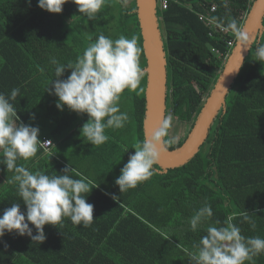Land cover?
Wrapping results in <instances>:
<instances>
[{
    "label": "trees",
    "instance_id": "1",
    "mask_svg": "<svg viewBox=\"0 0 264 264\" xmlns=\"http://www.w3.org/2000/svg\"><path fill=\"white\" fill-rule=\"evenodd\" d=\"M253 1L168 0L165 10L157 7L166 59L165 114L189 126L180 141L165 144L169 150L186 139L231 52L226 41L233 38L232 32L210 37L197 13L206 15L214 7L210 18L225 24L235 19L242 26ZM37 4L38 0L30 4L0 0V93L7 96L19 88L12 101L19 122L38 127L40 142H52L17 164L50 176L69 166L73 178H79L75 176L79 172L96 182L98 187L86 197L94 206V220L89 227L73 225L68 218L56 226L45 225L42 243L6 233L0 238V264H191L189 252L206 234L207 224L193 231L188 221L205 202L211 205L213 222L223 224L231 217L242 235L264 238V64L255 61L256 45L225 99V112L218 113L198 153L165 172L154 165L151 179L120 194L115 180L144 141L146 74L137 90L122 94L121 110L128 112L129 122L121 129H107L108 141L93 146L80 134L87 114L66 107L58 110L57 98L49 94L50 82L56 79L50 58L61 64L74 62L90 42L89 35L102 33L113 39L124 35L137 38L144 70L135 2L106 0L91 20L71 2L60 14ZM259 43L264 44V32ZM70 72L66 70L60 79ZM13 175L0 164V215L12 203H21L25 211ZM244 212L251 216L250 222L243 219ZM246 264H264V253Z\"/></svg>",
    "mask_w": 264,
    "mask_h": 264
},
{
    "label": "clouds",
    "instance_id": "2",
    "mask_svg": "<svg viewBox=\"0 0 264 264\" xmlns=\"http://www.w3.org/2000/svg\"><path fill=\"white\" fill-rule=\"evenodd\" d=\"M28 2L30 4V0ZM69 2L76 5L78 13L91 20L101 11L106 0H38L37 7L51 14H60L63 5ZM208 22L221 31H231L241 50H250L255 44V61L264 64V44L246 33L235 19L225 24L211 17ZM88 40L87 47L74 62L61 64L55 57L50 58L56 79L50 82L49 94L57 98L55 106L58 110L66 107L71 112L87 114L88 121L80 129L81 137L93 146H100L109 139L105 134L107 129H121L129 122L128 112L121 110V97L125 90H137L145 73L140 66L141 48L136 37L120 35L113 39L101 33L95 37L89 35ZM66 70H71L70 75L60 79ZM19 93V88H13L7 96L0 93V164L14 173L12 179L25 211H21V203H12L3 210L0 238L15 232L42 243L46 239L45 225L62 224L64 218L77 226L92 224L94 206L86 197L98 185L79 172L75 173L79 178H73V169L69 166L62 174L50 176L44 171H31L17 164L18 160L27 161L34 157L40 145H52L51 141L38 140V127L19 122L12 103ZM172 125L173 117L166 116L148 139L137 144L115 180L120 194L151 179L161 142H175L174 138L165 139ZM111 198L118 200L115 195ZM213 215L211 205L205 202L188 221L193 231L207 224L206 234L192 245L194 250L189 252L191 264H246L264 253V238L246 237L241 234L240 227L231 222V217L221 224L212 221ZM243 219L250 222L251 216L244 212ZM30 225L35 228V235ZM251 227L254 229L255 224L252 223Z\"/></svg>",
    "mask_w": 264,
    "mask_h": 264
},
{
    "label": "water",
    "instance_id": "3",
    "mask_svg": "<svg viewBox=\"0 0 264 264\" xmlns=\"http://www.w3.org/2000/svg\"><path fill=\"white\" fill-rule=\"evenodd\" d=\"M134 2L146 60L144 69L146 74L145 114L143 119V134L144 140H146L166 117V59L163 37L156 16L157 1L134 0ZM263 19L264 0H254L241 27L259 41L264 32ZM250 50H241L236 39L223 70L205 99L202 109L182 145L169 150L165 143L161 142L159 159L155 165L163 172L185 165L198 153L206 141L218 113L225 112V99ZM241 56L242 65L240 66Z\"/></svg>",
    "mask_w": 264,
    "mask_h": 264
},
{
    "label": "built area",
    "instance_id": "4",
    "mask_svg": "<svg viewBox=\"0 0 264 264\" xmlns=\"http://www.w3.org/2000/svg\"><path fill=\"white\" fill-rule=\"evenodd\" d=\"M157 5H158L159 9L161 11H163V10L166 9V7L168 5V0H158ZM214 11H215V8L212 7V8H210V11H208L206 13V15L205 14H201V13H197L199 21H201L205 25V27L208 28L211 31L210 32V37H212L215 34L222 35L224 33H227V32L221 31L220 29L216 28V26L214 24H210L208 22L209 19H210L209 13L214 12ZM230 35H232L233 38L231 40H227L226 41L227 51H231V49L234 47L235 41L237 39L233 33H230ZM49 145L50 144H44L45 147H49Z\"/></svg>",
    "mask_w": 264,
    "mask_h": 264
},
{
    "label": "rangeland",
    "instance_id": "5",
    "mask_svg": "<svg viewBox=\"0 0 264 264\" xmlns=\"http://www.w3.org/2000/svg\"><path fill=\"white\" fill-rule=\"evenodd\" d=\"M188 127L189 126H185L184 124L173 119V125L169 130L168 138H174L175 142L180 141V139L185 136V132L188 131Z\"/></svg>",
    "mask_w": 264,
    "mask_h": 264
}]
</instances>
